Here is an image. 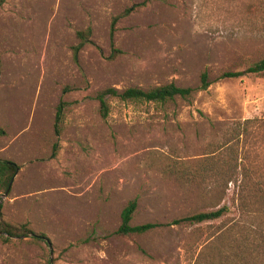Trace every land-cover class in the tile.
Here are the masks:
<instances>
[{
	"label": "rangeland",
	"instance_id": "1",
	"mask_svg": "<svg viewBox=\"0 0 264 264\" xmlns=\"http://www.w3.org/2000/svg\"><path fill=\"white\" fill-rule=\"evenodd\" d=\"M262 57L264 0H0V158L19 165L0 221L48 240L0 236V264H264V191L243 198L264 188V72L246 71ZM204 70L190 99L99 112L98 90L196 88ZM229 152L237 180L209 176ZM132 198L134 224L225 211L118 234Z\"/></svg>",
	"mask_w": 264,
	"mask_h": 264
},
{
	"label": "trees",
	"instance_id": "2",
	"mask_svg": "<svg viewBox=\"0 0 264 264\" xmlns=\"http://www.w3.org/2000/svg\"><path fill=\"white\" fill-rule=\"evenodd\" d=\"M144 3V2H142ZM139 3L137 5H141ZM136 6V5H134ZM131 8H127L124 10L123 14L128 13ZM119 15L113 17L111 25H110V39L113 38L114 32V22ZM91 33V28L87 27L86 29H81L76 32V36L78 38V42L73 46V57L77 58V54L81 46L89 41ZM1 65V62H0ZM247 72L252 73H262L264 72V57L260 58L252 65H250L247 69ZM239 71H225L223 72V77H237L240 75ZM209 85L207 72L204 70L200 74V84L194 88L190 86H180L175 82L170 81L163 84H159L147 89H143L138 86H129L123 88L121 90L115 87H106L101 90H98L95 94V98L99 101V112L102 117H106L109 112V104L107 98L116 97L121 102H130V103H156L160 105H164L167 102L174 101L177 98L181 99H190L194 92L197 89H205ZM60 107L57 110V118ZM56 130L58 131L57 124H55ZM239 127V125H238ZM1 131V129H0ZM231 152H229L228 159L224 161V163H220L219 166H216L213 163L208 167L212 173L209 176L214 175L217 179H226L227 181L237 180L235 175L238 174V164L233 163V157L231 156ZM19 165L14 161L8 159L0 158V189L5 191L9 186L10 181L12 180L13 175L18 169ZM264 191V188L261 187H249L245 189V194L243 198H251V196L255 197L256 193ZM246 202V201H243ZM137 200L136 198L129 199L126 204L123 206L120 212V224L116 229V233L121 235H129L132 233L142 234L151 230H154L158 227L172 225V224H182V223H199L207 219H215L222 215L225 211V207H219L215 210L206 211V212H196L193 214L184 215L181 217L173 218L172 220L162 223V222H143L134 224L132 223L133 215L136 211ZM31 235L34 240H45L48 241L44 234H36L30 228H28L24 224H12L7 221H0V236L3 239H10L13 236H29ZM247 236V235H246Z\"/></svg>",
	"mask_w": 264,
	"mask_h": 264
},
{
	"label": "water",
	"instance_id": "3",
	"mask_svg": "<svg viewBox=\"0 0 264 264\" xmlns=\"http://www.w3.org/2000/svg\"><path fill=\"white\" fill-rule=\"evenodd\" d=\"M11 182H12V180L10 181L9 186H8L7 189L5 190L4 195H6V194L8 193L9 188H10V185H11Z\"/></svg>",
	"mask_w": 264,
	"mask_h": 264
}]
</instances>
